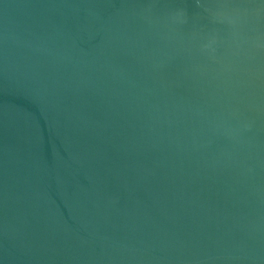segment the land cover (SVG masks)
Returning a JSON list of instances; mask_svg holds the SVG:
<instances>
[{"label": "water", "instance_id": "obj_1", "mask_svg": "<svg viewBox=\"0 0 264 264\" xmlns=\"http://www.w3.org/2000/svg\"><path fill=\"white\" fill-rule=\"evenodd\" d=\"M0 264H264V0H0Z\"/></svg>", "mask_w": 264, "mask_h": 264}]
</instances>
